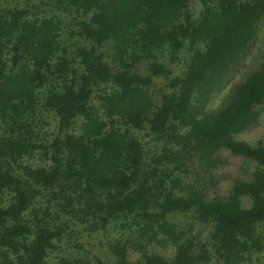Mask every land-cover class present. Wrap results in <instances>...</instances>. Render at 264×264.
Instances as JSON below:
<instances>
[{"label": "trees", "instance_id": "obj_1", "mask_svg": "<svg viewBox=\"0 0 264 264\" xmlns=\"http://www.w3.org/2000/svg\"><path fill=\"white\" fill-rule=\"evenodd\" d=\"M263 22L264 0H0V264H264ZM223 151L245 177L213 196Z\"/></svg>", "mask_w": 264, "mask_h": 264}, {"label": "rangeland", "instance_id": "obj_2", "mask_svg": "<svg viewBox=\"0 0 264 264\" xmlns=\"http://www.w3.org/2000/svg\"><path fill=\"white\" fill-rule=\"evenodd\" d=\"M194 9L196 8V11L199 10L198 2L195 1V4L193 5ZM261 33L264 32V22L261 25ZM218 99V98H217ZM55 125H51L49 127V130H54ZM249 141H255L262 139L264 140V117L262 119V122L259 127L251 131L250 133L243 136ZM221 158L223 159V166H220L219 169L215 172V180L216 185L212 186L210 188V194L211 195H219V196H227L230 192V189L232 185L234 184V181L238 178L245 177L244 172L242 171V168H246V164L244 160L241 157L232 156L230 153L223 151L220 154ZM94 248V251L99 254L100 249L95 245V242L91 244ZM90 247V246H89ZM102 252H104L102 250ZM104 254V253H103ZM105 256V255H104ZM106 259V256H105Z\"/></svg>", "mask_w": 264, "mask_h": 264}]
</instances>
